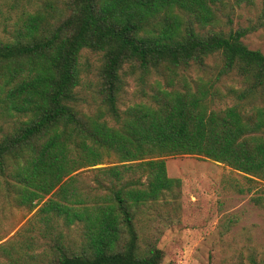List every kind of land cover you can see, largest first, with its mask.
Wrapping results in <instances>:
<instances>
[{
  "label": "trees",
  "instance_id": "16d2710c",
  "mask_svg": "<svg viewBox=\"0 0 264 264\" xmlns=\"http://www.w3.org/2000/svg\"><path fill=\"white\" fill-rule=\"evenodd\" d=\"M242 2L254 0L234 5ZM228 5L0 0V204L34 210L47 198L23 229L47 239L41 255L11 239L0 244L1 264H164L159 235L144 226L156 221L160 203L175 209L180 198L182 181L169 176L167 156H203L264 181V53L243 41L256 26H221ZM84 50L101 54L92 113L77 90ZM191 70L202 74L189 79ZM136 73L147 99L121 109L125 77ZM153 75L167 86L157 80L149 93ZM224 78L242 87L228 84L237 102L216 108ZM246 102L255 103L252 111ZM110 156L114 164L96 169L103 178L80 184L78 170ZM73 225L82 227L79 242L63 231Z\"/></svg>",
  "mask_w": 264,
  "mask_h": 264
},
{
  "label": "rangeland",
  "instance_id": "374dc122",
  "mask_svg": "<svg viewBox=\"0 0 264 264\" xmlns=\"http://www.w3.org/2000/svg\"><path fill=\"white\" fill-rule=\"evenodd\" d=\"M226 1L233 8L225 10L230 11L229 17L221 15V26L225 29L256 26L248 32L243 41L249 48L259 49L264 53V0H254L251 5L242 2L239 6L234 5L235 0ZM228 19H231V22ZM213 61L209 59L208 63L212 64ZM81 62L84 72L77 90L85 100L82 103L83 110L92 113L99 102L94 95L101 54L84 50ZM197 73L198 71L191 70L187 75L189 79H193ZM138 75L139 73H136L125 77L126 85L119 102L121 109L135 101L147 99L145 94H141ZM157 80L167 86L165 77L153 75L146 79L145 91L151 93V84ZM232 83V79L224 78L218 84L221 94L215 97L216 108H225L237 102L232 95L227 94V85ZM233 84L242 87L239 81ZM177 87L183 89L182 84ZM255 103L258 106L263 105L261 100ZM255 103H244L245 109L252 111ZM114 157L110 156L105 164L78 170L80 184L94 186L95 175L104 177L96 169L114 164ZM165 159L169 176L180 178L182 181L180 198L175 209L171 204L160 203L152 212L156 221L144 226L148 235H159L157 250L161 252L163 263L251 264V256L264 258V181H249L244 173L203 156L177 155L167 156ZM255 197H262V203L257 204ZM42 203L34 210L18 206L14 200L13 204H0V244L12 239L13 245L23 253L40 256L46 247L47 239L40 235L38 229H23L29 225ZM162 215L171 216L172 222H164ZM155 226L159 229H155ZM63 231L79 242L81 226L73 225L71 228H63ZM28 237L33 239L31 248L22 247ZM4 259L0 256V264L5 262Z\"/></svg>",
  "mask_w": 264,
  "mask_h": 264
}]
</instances>
